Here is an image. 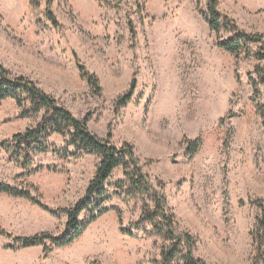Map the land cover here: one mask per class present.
<instances>
[{"label": "rangeland", "instance_id": "374dc122", "mask_svg": "<svg viewBox=\"0 0 264 264\" xmlns=\"http://www.w3.org/2000/svg\"><path fill=\"white\" fill-rule=\"evenodd\" d=\"M46 0H0V65L53 97L89 131L119 148H133L144 174L166 198L177 233L195 241L194 256L205 264H250L252 206L264 200V133L252 81L264 61L235 57L217 47L203 15L209 0H53L60 28L45 18ZM221 17L264 37V0H218ZM131 24V25H130ZM132 29L133 32L130 30ZM221 39L228 37L223 31ZM254 51L260 49L253 44ZM264 50V47L262 48ZM264 52V51H263ZM78 65L99 80V93L81 79ZM128 97L124 108L118 106ZM40 116L23 118L11 99L0 102V183L28 192L25 198L0 194V264H153L164 242L135 231L146 198L125 197L114 187L79 215L90 224L72 244L20 248L13 239L64 234L67 216L84 199L100 159L36 154L22 169L5 146L34 128ZM200 140L193 156L187 142ZM66 138L47 143L73 153ZM23 149V148H21ZM37 169V170H35ZM54 213V214H51Z\"/></svg>", "mask_w": 264, "mask_h": 264}, {"label": "trees", "instance_id": "16d2710c", "mask_svg": "<svg viewBox=\"0 0 264 264\" xmlns=\"http://www.w3.org/2000/svg\"><path fill=\"white\" fill-rule=\"evenodd\" d=\"M45 18L54 28H60L55 16L51 12L53 0H46ZM218 0H209L207 14L203 15L211 32L217 36V47L235 57L255 58L264 61V37L262 35L246 34L240 31L232 20L221 17L217 11ZM131 25V24H130ZM132 32L133 30L130 29ZM228 35L224 40L220 33ZM259 44L260 49L254 51L251 46ZM81 79L85 80L90 90L99 93V80L95 75L78 65ZM257 81H252L254 97L258 96V85H264V65L255 69ZM11 99L21 110L23 118L40 116V122L22 134L12 137V146H5L7 153L15 156L16 162L22 169L31 167L32 158L36 154L52 152L60 157H77L78 155H93L100 159L94 179L86 192L83 200L73 208L62 209L59 212L67 216L64 234L53 237L47 233L35 235L30 238L13 239L20 248L43 246V241L48 240L54 247H65L72 244L82 236L88 226L108 212V209L97 211L90 216L88 221L79 223V215L87 211L98 200L109 197L104 186L110 179L113 171L120 168L123 171V180L115 184V189L125 197L146 198L143 213L138 224L134 225L135 231L146 232L150 227L151 235L160 238L164 242L160 253V259L153 264H205L194 256L196 241L188 233H177L174 216L169 213L167 201L164 195L154 187L146 174L143 173L139 161L136 159L133 148L123 144L119 148L111 146L94 136L88 129L87 118H75L67 109L61 106L53 97L40 90L34 83L25 78L11 77L9 72L0 65V102ZM129 99L121 98L118 106L124 108ZM258 114L261 119V127L264 133V104L258 105ZM53 135L66 138V145L73 149V153L56 149L50 146L47 140ZM201 145L200 140L187 142V153L193 156ZM23 148V149H21ZM37 170V169H35ZM0 194L13 198H25L38 207L45 209L40 202L35 200L28 192L18 190L6 184L0 183ZM258 213L254 221L251 239L253 243L254 257L250 264H264V200H256L251 203ZM46 210V209H45ZM54 214V213H51Z\"/></svg>", "mask_w": 264, "mask_h": 264}]
</instances>
